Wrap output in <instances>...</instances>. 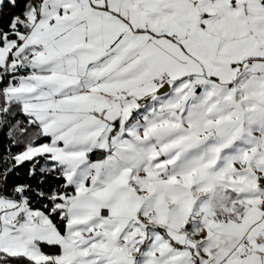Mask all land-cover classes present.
<instances>
[{"label": "snow or ice", "instance_id": "1", "mask_svg": "<svg viewBox=\"0 0 264 264\" xmlns=\"http://www.w3.org/2000/svg\"><path fill=\"white\" fill-rule=\"evenodd\" d=\"M0 264H264V0H0Z\"/></svg>", "mask_w": 264, "mask_h": 264}]
</instances>
